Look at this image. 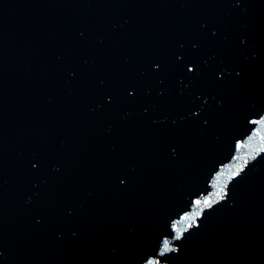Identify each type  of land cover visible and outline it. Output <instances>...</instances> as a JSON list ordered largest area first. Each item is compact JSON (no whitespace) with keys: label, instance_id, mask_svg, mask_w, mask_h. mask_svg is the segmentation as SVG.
Segmentation results:
<instances>
[{"label":"water","instance_id":"1","mask_svg":"<svg viewBox=\"0 0 264 264\" xmlns=\"http://www.w3.org/2000/svg\"><path fill=\"white\" fill-rule=\"evenodd\" d=\"M0 264H264V0H0Z\"/></svg>","mask_w":264,"mask_h":264},{"label":"snow or ice","instance_id":"2","mask_svg":"<svg viewBox=\"0 0 264 264\" xmlns=\"http://www.w3.org/2000/svg\"><path fill=\"white\" fill-rule=\"evenodd\" d=\"M169 250H170V249H169V247H168V242L165 241V242H164V251L167 252V251H169Z\"/></svg>","mask_w":264,"mask_h":264}]
</instances>
